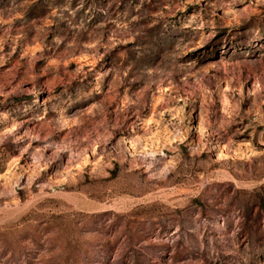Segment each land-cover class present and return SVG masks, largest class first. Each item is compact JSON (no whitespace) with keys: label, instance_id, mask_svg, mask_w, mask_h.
I'll list each match as a JSON object with an SVG mask.
<instances>
[{"label":"rangeland","instance_id":"1","mask_svg":"<svg viewBox=\"0 0 264 264\" xmlns=\"http://www.w3.org/2000/svg\"><path fill=\"white\" fill-rule=\"evenodd\" d=\"M0 264H264V0H0Z\"/></svg>","mask_w":264,"mask_h":264}]
</instances>
